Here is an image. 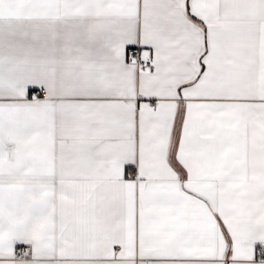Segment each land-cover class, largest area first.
<instances>
[{
  "label": "snow or ice",
  "instance_id": "obj_1",
  "mask_svg": "<svg viewBox=\"0 0 264 264\" xmlns=\"http://www.w3.org/2000/svg\"><path fill=\"white\" fill-rule=\"evenodd\" d=\"M0 264H264V0H0Z\"/></svg>",
  "mask_w": 264,
  "mask_h": 264
}]
</instances>
